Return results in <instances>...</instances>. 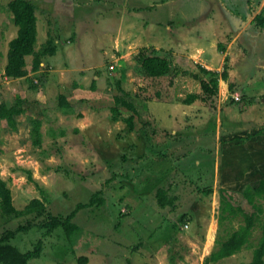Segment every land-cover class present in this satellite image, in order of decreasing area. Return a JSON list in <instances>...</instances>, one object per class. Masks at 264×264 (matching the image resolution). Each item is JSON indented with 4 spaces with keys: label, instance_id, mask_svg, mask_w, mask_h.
Segmentation results:
<instances>
[{
    "label": "rangeland",
    "instance_id": "obj_1",
    "mask_svg": "<svg viewBox=\"0 0 264 264\" xmlns=\"http://www.w3.org/2000/svg\"><path fill=\"white\" fill-rule=\"evenodd\" d=\"M11 1L0 0V104L18 95L25 113L15 132L0 119V179L17 210L40 199L46 212L0 216V238L38 225L11 240L22 252L42 241L28 264H206L245 225L242 215L222 220L221 189L264 178V28L246 26L264 0H29L36 53L55 54L37 72L28 56L19 79L5 75L18 31ZM145 57L167 60L170 72L148 76ZM199 78L217 80V96L185 104L203 94ZM61 95L72 107H60ZM116 96L136 112L121 108L115 121ZM31 119L42 122L40 147ZM78 204L87 205L72 221L78 231L47 234L44 224ZM263 228L264 213L241 251L209 264L251 263Z\"/></svg>",
    "mask_w": 264,
    "mask_h": 264
},
{
    "label": "trees",
    "instance_id": "obj_2",
    "mask_svg": "<svg viewBox=\"0 0 264 264\" xmlns=\"http://www.w3.org/2000/svg\"><path fill=\"white\" fill-rule=\"evenodd\" d=\"M8 8L13 16V21L18 28L17 35L9 42V49L7 53V64L5 67V75L9 78H23L28 72L26 70V58L33 55L32 72H37L41 66L42 57L47 55H54L55 50L46 48L40 53H36L37 46V16L35 13V6L29 0H13L8 4ZM255 22L261 28H264V17L260 14L255 18ZM0 33V44L2 41ZM143 69L145 73L154 78L162 77L168 74L171 70L170 64L167 60L160 57H145L143 60ZM197 77V76H196ZM198 78V77H197ZM200 79V78H199ZM226 79V77H224ZM203 94H190L184 100L185 104L191 105L197 100L203 102L212 101L218 94V81H206L204 78L200 79ZM92 89L95 90L94 86ZM118 89L120 92L125 91L121 89V81L118 82ZM59 105L63 108L72 107L71 103L64 95L59 98ZM126 108L134 111L135 107L132 102L124 97H115V106L111 108L113 119L118 121L121 116L120 109ZM25 113L23 107V99L15 95L14 104L8 107L5 103L0 104V119L5 121L11 131L18 130V117ZM130 130H134V117L131 116L125 119ZM32 126L31 139L34 146H41L42 122L39 119L30 120ZM2 150L0 149V154ZM29 180L34 182L31 174ZM162 197H167V190L161 191ZM220 198L222 203V220L227 218H235L239 215L244 217L245 225L241 226L239 230L235 231L228 237L227 240L220 243V247L206 260V264L210 262L216 263L224 258L230 257L235 253L241 251L248 243L251 237L252 229L264 213L262 206L256 203V198L264 199V178L248 184L240 191H231L228 189H221ZM165 200V199H164ZM245 201L251 210L245 209L241 201ZM101 201V200H97ZM166 201V200H165ZM164 205V202H160ZM87 205L78 204L75 210L66 218L52 217V219L43 225L47 228V234H51L55 229L63 228L68 235H72L78 231V226L72 221L80 208ZM36 212L38 216H42L46 212L45 200L33 199L27 206L25 211L17 210L13 203V195L7 183L0 179V216L2 217H21L24 214ZM39 227L38 225L27 223L20 225L15 230L6 231L0 238V263L1 264H28L29 261L39 258L42 255V241H39L32 250L22 252L16 246L11 244V240L15 239L20 233H26L30 230ZM86 258H82L79 264H85ZM249 264H264V228L263 234L259 241L258 247L254 250L253 261Z\"/></svg>",
    "mask_w": 264,
    "mask_h": 264
},
{
    "label": "crops",
    "instance_id": "obj_3",
    "mask_svg": "<svg viewBox=\"0 0 264 264\" xmlns=\"http://www.w3.org/2000/svg\"><path fill=\"white\" fill-rule=\"evenodd\" d=\"M264 5V4H263ZM263 5H261L259 8H257L256 12H254L252 14V16H249V20L247 22V25L246 26H250V25H253L255 23V18L261 14L262 12V9H263ZM253 80V79H252ZM251 79L248 80V83L250 82V84L253 82ZM238 93V92H237ZM263 101V104H264V100Z\"/></svg>",
    "mask_w": 264,
    "mask_h": 264
},
{
    "label": "bare ground",
    "instance_id": "obj_4",
    "mask_svg": "<svg viewBox=\"0 0 264 264\" xmlns=\"http://www.w3.org/2000/svg\"><path fill=\"white\" fill-rule=\"evenodd\" d=\"M210 239H213V238H210ZM211 241V240H210ZM212 242V241H211Z\"/></svg>",
    "mask_w": 264,
    "mask_h": 264
}]
</instances>
